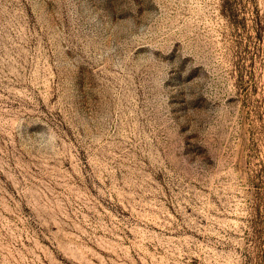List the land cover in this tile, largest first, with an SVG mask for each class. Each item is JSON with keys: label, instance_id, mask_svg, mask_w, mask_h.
<instances>
[{"label": "rangeland", "instance_id": "obj_1", "mask_svg": "<svg viewBox=\"0 0 264 264\" xmlns=\"http://www.w3.org/2000/svg\"><path fill=\"white\" fill-rule=\"evenodd\" d=\"M0 264H264V0H0Z\"/></svg>", "mask_w": 264, "mask_h": 264}]
</instances>
